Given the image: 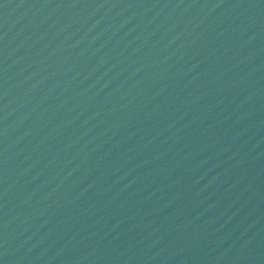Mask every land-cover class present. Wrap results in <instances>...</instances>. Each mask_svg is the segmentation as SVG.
Here are the masks:
<instances>
[{"label": "water", "instance_id": "95a60500", "mask_svg": "<svg viewBox=\"0 0 264 264\" xmlns=\"http://www.w3.org/2000/svg\"><path fill=\"white\" fill-rule=\"evenodd\" d=\"M0 264H264V0H0Z\"/></svg>", "mask_w": 264, "mask_h": 264}]
</instances>
